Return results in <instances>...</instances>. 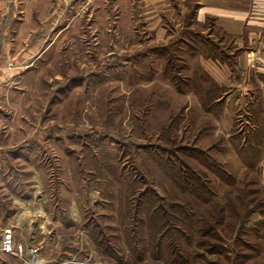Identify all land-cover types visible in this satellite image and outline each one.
<instances>
[{
	"label": "rangeland",
	"instance_id": "1",
	"mask_svg": "<svg viewBox=\"0 0 264 264\" xmlns=\"http://www.w3.org/2000/svg\"><path fill=\"white\" fill-rule=\"evenodd\" d=\"M195 1L0 0V196L46 264H264V101L196 82Z\"/></svg>",
	"mask_w": 264,
	"mask_h": 264
},
{
	"label": "crops",
	"instance_id": "2",
	"mask_svg": "<svg viewBox=\"0 0 264 264\" xmlns=\"http://www.w3.org/2000/svg\"><path fill=\"white\" fill-rule=\"evenodd\" d=\"M8 1V7L16 6V0ZM194 5L193 20L203 32L207 28L206 37L212 45L189 54L196 59L199 74L196 82L200 76L203 89L206 85L214 89L207 93L214 104L234 102L240 106L238 110L251 111L252 104L264 101V0H196ZM203 109L200 105V111L216 119L213 108ZM8 204L0 196V226L11 225L16 240L33 242L28 239L32 235L33 214H37V210L27 203L19 208ZM0 264L19 263L14 257L0 253Z\"/></svg>",
	"mask_w": 264,
	"mask_h": 264
},
{
	"label": "built area",
	"instance_id": "3",
	"mask_svg": "<svg viewBox=\"0 0 264 264\" xmlns=\"http://www.w3.org/2000/svg\"><path fill=\"white\" fill-rule=\"evenodd\" d=\"M45 249L43 242L26 243L15 239L13 226L5 225L0 231V253L14 257L19 264H46L42 257Z\"/></svg>",
	"mask_w": 264,
	"mask_h": 264
},
{
	"label": "trees",
	"instance_id": "4",
	"mask_svg": "<svg viewBox=\"0 0 264 264\" xmlns=\"http://www.w3.org/2000/svg\"><path fill=\"white\" fill-rule=\"evenodd\" d=\"M10 15H11V13H10ZM12 17V16H11ZM10 19V16H8V18H7V20H9Z\"/></svg>",
	"mask_w": 264,
	"mask_h": 264
}]
</instances>
